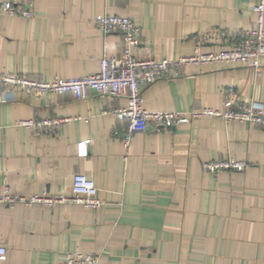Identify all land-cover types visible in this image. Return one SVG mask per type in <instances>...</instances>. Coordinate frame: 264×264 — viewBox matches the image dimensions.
I'll list each match as a JSON object with an SVG mask.
<instances>
[{
	"label": "crops",
	"instance_id": "0c3cea01",
	"mask_svg": "<svg viewBox=\"0 0 264 264\" xmlns=\"http://www.w3.org/2000/svg\"><path fill=\"white\" fill-rule=\"evenodd\" d=\"M33 3L34 15L0 16V73L41 80L95 73L104 54L118 57L122 36L104 40L98 15L128 16L138 29V58L176 59L238 43L254 22L257 0H0ZM235 94L226 100L224 90ZM0 104V194L25 199L71 195L73 174L92 179L98 208L73 202L0 204L1 264H56L67 251L96 264H264V129L200 117L169 129L135 132L122 142L125 119L106 113L126 104L93 90L27 94ZM154 111L264 104V57L258 68L185 65L143 86ZM69 118L54 134L16 125ZM86 142V154L77 144ZM246 161L242 171H210L204 162Z\"/></svg>",
	"mask_w": 264,
	"mask_h": 264
},
{
	"label": "built area",
	"instance_id": "2783aa9c",
	"mask_svg": "<svg viewBox=\"0 0 264 264\" xmlns=\"http://www.w3.org/2000/svg\"><path fill=\"white\" fill-rule=\"evenodd\" d=\"M252 10L255 16L253 25L244 32L238 43L217 51H201L196 46L193 53L176 59L138 58L132 51L138 44V29L132 20L128 16L106 13L98 15L95 23L101 29L104 40L112 32L121 34L124 47L120 56H109L105 48L99 60V70L80 77H55L50 80H41L21 74L0 73V104L13 101L15 90L40 95L47 92L70 93L77 100L87 98L91 90L104 97H123L126 100L124 106L111 107L104 111L127 121L122 138L126 147L135 132H145L148 129H169L177 124L190 123L193 119L204 116L249 122L264 129V104L258 99H251L248 103L234 102L232 105L228 103L219 110L201 108L189 112H175L148 110L144 106L142 97L143 86L165 74L173 73L174 76H179L183 67L188 64L194 66L242 64L258 68L264 57V0H257ZM2 15L31 18L34 15L33 3L31 1L24 3L0 1V16ZM234 94L233 86H228L224 90L226 100ZM68 120L69 118H32L19 120L16 125L33 130L37 134H54ZM86 151V142H79L77 155H85ZM247 166L246 161H236L231 158L202 164L203 168L210 171L222 169L242 171ZM17 201H23L26 204L40 203L45 206L73 202L85 208H98L103 203L97 197V187L94 181L78 172L73 174L69 196L41 194L25 199L12 193L5 186L0 194V204L12 205ZM6 254V248L0 246V264L5 260ZM56 264H96V257L92 254H82L79 251H67L59 255Z\"/></svg>",
	"mask_w": 264,
	"mask_h": 264
}]
</instances>
